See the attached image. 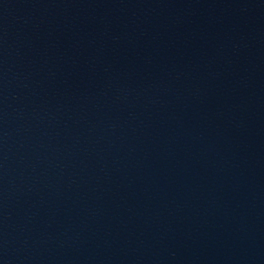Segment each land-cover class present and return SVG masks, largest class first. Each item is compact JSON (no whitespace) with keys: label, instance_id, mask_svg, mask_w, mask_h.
I'll use <instances>...</instances> for the list:
<instances>
[{"label":"water","instance_id":"obj_1","mask_svg":"<svg viewBox=\"0 0 264 264\" xmlns=\"http://www.w3.org/2000/svg\"><path fill=\"white\" fill-rule=\"evenodd\" d=\"M0 264H264V0H0Z\"/></svg>","mask_w":264,"mask_h":264}]
</instances>
